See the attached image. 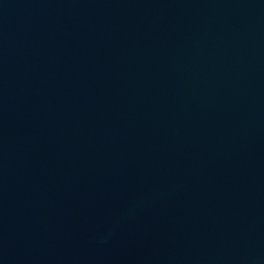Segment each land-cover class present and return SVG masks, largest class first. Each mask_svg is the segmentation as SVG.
<instances>
[{"label": "water", "instance_id": "1", "mask_svg": "<svg viewBox=\"0 0 264 264\" xmlns=\"http://www.w3.org/2000/svg\"><path fill=\"white\" fill-rule=\"evenodd\" d=\"M0 264H264V0H0Z\"/></svg>", "mask_w": 264, "mask_h": 264}]
</instances>
